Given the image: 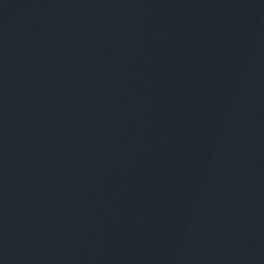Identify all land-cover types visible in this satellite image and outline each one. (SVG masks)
Returning <instances> with one entry per match:
<instances>
[{
	"label": "water",
	"instance_id": "water-1",
	"mask_svg": "<svg viewBox=\"0 0 264 264\" xmlns=\"http://www.w3.org/2000/svg\"><path fill=\"white\" fill-rule=\"evenodd\" d=\"M0 264H264V0H0Z\"/></svg>",
	"mask_w": 264,
	"mask_h": 264
}]
</instances>
